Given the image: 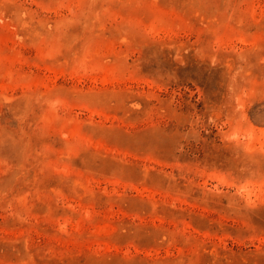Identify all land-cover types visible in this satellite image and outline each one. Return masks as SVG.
Returning <instances> with one entry per match:
<instances>
[{
  "label": "rangeland",
  "instance_id": "rangeland-1",
  "mask_svg": "<svg viewBox=\"0 0 264 264\" xmlns=\"http://www.w3.org/2000/svg\"><path fill=\"white\" fill-rule=\"evenodd\" d=\"M0 264H264V0H0Z\"/></svg>",
  "mask_w": 264,
  "mask_h": 264
}]
</instances>
